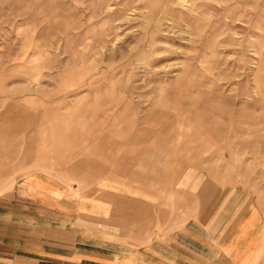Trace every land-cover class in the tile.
Segmentation results:
<instances>
[{
  "label": "rangeland",
  "instance_id": "obj_1",
  "mask_svg": "<svg viewBox=\"0 0 264 264\" xmlns=\"http://www.w3.org/2000/svg\"><path fill=\"white\" fill-rule=\"evenodd\" d=\"M115 139L264 210V0H0L1 187Z\"/></svg>",
  "mask_w": 264,
  "mask_h": 264
},
{
  "label": "crops",
  "instance_id": "obj_2",
  "mask_svg": "<svg viewBox=\"0 0 264 264\" xmlns=\"http://www.w3.org/2000/svg\"><path fill=\"white\" fill-rule=\"evenodd\" d=\"M158 143L0 185V264H264L263 208Z\"/></svg>",
  "mask_w": 264,
  "mask_h": 264
}]
</instances>
